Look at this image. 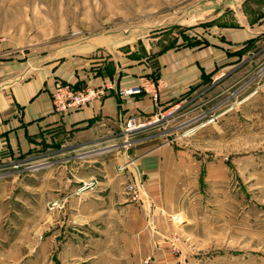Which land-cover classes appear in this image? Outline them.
I'll use <instances>...</instances> for the list:
<instances>
[{"label": "rangeland", "instance_id": "1", "mask_svg": "<svg viewBox=\"0 0 264 264\" xmlns=\"http://www.w3.org/2000/svg\"><path fill=\"white\" fill-rule=\"evenodd\" d=\"M250 8V0H0V44L3 57L35 66L88 42L172 47ZM58 83L71 86L54 79L49 101ZM139 85L132 96L156 92V79L143 77L117 89V97ZM103 86L96 101L111 88ZM155 117L131 133L122 124L112 140L82 150L55 145L0 165V264H153L150 246L160 238L129 234L118 254L100 233L103 223L90 219L107 212L142 217L143 210L151 230L154 213L166 220L163 247L177 264H264V39L235 74L146 122ZM157 148L168 151L144 159L156 160L157 174L147 180L135 167ZM106 194L124 196L130 208L115 202V212L107 211ZM89 200L100 202L84 205ZM174 213L177 223L168 218Z\"/></svg>", "mask_w": 264, "mask_h": 264}, {"label": "crops", "instance_id": "2", "mask_svg": "<svg viewBox=\"0 0 264 264\" xmlns=\"http://www.w3.org/2000/svg\"><path fill=\"white\" fill-rule=\"evenodd\" d=\"M250 7V14L234 11L229 22L220 18L207 34L189 36L182 44L172 47L155 48L154 44L142 43L140 47L108 49L97 42H88L35 66L15 61L10 55L3 57L7 52L2 51L0 44V165L32 158L43 148L55 145L82 150L110 141L120 134L123 121L129 116L146 122L179 99L229 78L239 69L243 57L264 39V0H250ZM143 77L156 79L155 94L117 97V89L135 85ZM54 79L74 88L104 83L111 88L100 101L55 114L49 101ZM161 151L168 150L157 148L140 157L135 172L145 175L147 180L155 178L156 167L144 159L160 158ZM112 197L110 194L102 197L107 211L115 212V202L123 206L122 210L130 208L124 196ZM78 201L83 205L81 197ZM96 202L100 201L89 200L84 205L95 206ZM141 207H145L144 203ZM145 212L142 211V217L107 212L90 219L103 223L100 233L112 240V246L116 245L115 253L126 252L124 243L129 234H149L150 238H160L158 246H150L153 264H177L176 258L163 247V234L171 232L166 220L154 213L152 219L157 228L151 230L145 225ZM102 264L128 263L122 260Z\"/></svg>", "mask_w": 264, "mask_h": 264}, {"label": "built area", "instance_id": "3", "mask_svg": "<svg viewBox=\"0 0 264 264\" xmlns=\"http://www.w3.org/2000/svg\"><path fill=\"white\" fill-rule=\"evenodd\" d=\"M104 89L105 88L103 85L92 87L90 86L85 89H73L67 84H54L50 96V105L52 111L55 113L64 114L71 110L79 109L93 101L100 99L104 95ZM141 91V85L133 86L124 90H120L118 95L119 97H127L138 95L141 93ZM162 117L163 116L161 115L159 119H161ZM135 120L136 118L130 117L123 122V131L125 133L134 132L136 131V129H139L140 127H143L144 125L150 123V121L146 123H138ZM157 120L158 119L155 117L151 122ZM126 189L127 193L131 195L130 198L135 199L136 193L134 191V188L131 185H128ZM168 218L173 223H177L180 220V216L178 215V213L171 214Z\"/></svg>", "mask_w": 264, "mask_h": 264}, {"label": "bare ground", "instance_id": "4", "mask_svg": "<svg viewBox=\"0 0 264 264\" xmlns=\"http://www.w3.org/2000/svg\"><path fill=\"white\" fill-rule=\"evenodd\" d=\"M144 123H146V122H144ZM150 123H152V122H150ZM150 123H148V124H150ZM148 124H146V125H148ZM146 125H144V126H146ZM144 126H143V127H144ZM140 128H142V127H140ZM136 130H137V129H136Z\"/></svg>", "mask_w": 264, "mask_h": 264}]
</instances>
